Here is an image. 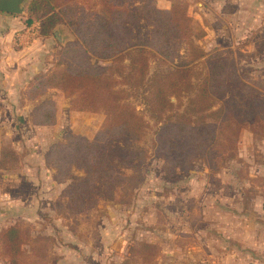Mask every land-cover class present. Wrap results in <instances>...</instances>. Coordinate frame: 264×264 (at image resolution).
Masks as SVG:
<instances>
[{
    "label": "rangeland",
    "instance_id": "1",
    "mask_svg": "<svg viewBox=\"0 0 264 264\" xmlns=\"http://www.w3.org/2000/svg\"><path fill=\"white\" fill-rule=\"evenodd\" d=\"M31 1L25 4L24 14L13 15L26 28L35 29L33 23L26 24ZM146 2L156 5L159 1L139 3ZM199 2H205V10ZM176 5L188 8L193 39L207 51V57L194 67L192 88L172 96L174 107L160 118L152 115L146 99L148 79L183 60L186 45L173 61L152 58L144 85H117L126 90L127 102L146 121L141 139L131 143L133 149L144 151V158L136 154L128 165L115 158L117 172L124 179L110 193L101 189L96 204L81 213L69 211L65 192L83 171L72 168L60 182L44 157L52 143L65 141L69 134L92 139L104 113L72 111V98L55 90L42 99L56 98L57 124L40 127L32 123L37 103L26 98L22 87L12 94L0 91V150L9 145L22 157L16 169L0 170V233L10 227L26 231L29 240L22 245V264H264V55L261 62H252L241 44L230 45L225 0L222 5L215 0H171L170 6ZM35 23L40 27L39 21ZM58 26L65 44L54 34L41 38L30 31L31 39L40 37L31 51L35 71L69 64L62 49L75 35L66 24ZM149 29L150 24L140 25L141 33ZM218 56L232 63L234 83L229 96L234 101V117L241 124L234 154L222 158L219 168L198 157L187 170L177 169L174 176H167L162 169L164 157L155 151L157 131L163 121L184 112ZM9 174L11 178H4ZM143 243L152 247L147 249ZM143 255L154 257L146 262ZM0 264H10L1 250Z\"/></svg>",
    "mask_w": 264,
    "mask_h": 264
},
{
    "label": "trees",
    "instance_id": "2",
    "mask_svg": "<svg viewBox=\"0 0 264 264\" xmlns=\"http://www.w3.org/2000/svg\"><path fill=\"white\" fill-rule=\"evenodd\" d=\"M139 2L32 0L27 8L26 23L39 21L41 35L52 34L59 23L69 26L75 35L62 49L69 64L38 73L28 85L27 97L34 100L48 89L57 88L72 98V111L105 115L92 139L83 140L69 134L65 141L52 143L45 153L46 163L56 169L60 182L72 168L83 171V176L65 192L71 213L93 207L101 189L110 193L124 179L117 172L115 158H120L123 165L130 164L136 154L141 160L144 158V151L133 149L131 143L141 139L146 121L127 102L126 90L116 88L117 85L132 88L144 85L152 58L173 61L181 46L186 45L188 52L183 60L170 71L154 73L148 79L150 92L146 99L152 115L160 118L174 107L172 96L179 97L192 88L194 67L207 57V52L193 39V21L187 7L176 5L163 9ZM141 24H150L151 29L141 33ZM127 56H130L128 63ZM231 64L227 57H216L184 112L160 125L155 151L164 157L162 169L167 176H174L177 169L187 170L198 157L219 168L222 158L234 154L241 124L234 117V101L229 96L234 83ZM33 119L38 126L55 125V102L36 104ZM21 158L11 146H3L0 170L16 169ZM139 163L134 166L138 167ZM28 240V234L20 227H10L0 233V250L10 264H22V245ZM143 246L152 247L149 243ZM153 257L144 256V260L148 262Z\"/></svg>",
    "mask_w": 264,
    "mask_h": 264
},
{
    "label": "crops",
    "instance_id": "3",
    "mask_svg": "<svg viewBox=\"0 0 264 264\" xmlns=\"http://www.w3.org/2000/svg\"><path fill=\"white\" fill-rule=\"evenodd\" d=\"M157 7L170 9L171 0H158ZM222 5L224 0H215ZM220 1V2H219ZM205 2H199L198 5L205 10ZM207 3V2H206ZM209 4V3H208ZM227 13V38L230 45L234 48L241 44L244 55L248 56V60L252 62H261L264 55V0H225ZM188 9V8H187ZM192 18V15L189 13ZM196 20V17H194ZM2 21V22H1ZM27 24V23H26ZM36 24V23H35ZM36 28L24 25L13 14L0 12V91L12 94L16 89L23 88L25 96L29 83L40 72H48L47 70L35 71V61L32 60L31 51L36 47L37 39L40 37L47 38L50 35L43 36L40 34L39 27ZM28 25V24H27ZM30 26L32 24H29ZM194 25V24H193ZM58 26V25H56ZM55 26V27H56ZM194 28V27H193ZM32 34L38 33L40 37L31 39ZM53 34V29H52ZM28 37L29 40H25ZM56 37V36H55ZM204 49V48H203ZM205 50V49H204ZM206 51V50H205ZM207 52V51H206ZM58 90L57 88L48 89L43 95L32 100L26 96L31 102H44L52 100L56 104V124L58 121V105L56 98L48 97L51 92ZM61 91V90H60ZM62 92V91H61ZM63 93V92H62ZM64 94V93H63ZM65 96V95H64ZM66 97V96H65ZM36 105H34L33 109ZM70 107V106H69ZM32 109V111H33ZM77 112V111H76ZM32 123L34 119L32 114ZM55 124V125H56ZM38 126V125H36ZM54 126V125H53ZM44 127V126H40ZM45 161V160H44ZM7 171V170H3ZM11 178L12 175H4V178ZM5 180V179H4Z\"/></svg>",
    "mask_w": 264,
    "mask_h": 264
},
{
    "label": "water",
    "instance_id": "4",
    "mask_svg": "<svg viewBox=\"0 0 264 264\" xmlns=\"http://www.w3.org/2000/svg\"><path fill=\"white\" fill-rule=\"evenodd\" d=\"M29 0H0V12L9 14H24L26 12L25 4ZM53 34L61 44L66 43V37L61 32L60 27L56 26L53 28Z\"/></svg>",
    "mask_w": 264,
    "mask_h": 264
}]
</instances>
